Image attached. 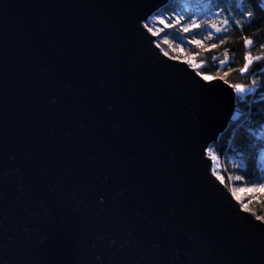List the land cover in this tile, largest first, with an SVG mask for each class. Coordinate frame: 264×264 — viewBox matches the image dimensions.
I'll use <instances>...</instances> for the list:
<instances>
[{"label":"water","instance_id":"1","mask_svg":"<svg viewBox=\"0 0 264 264\" xmlns=\"http://www.w3.org/2000/svg\"><path fill=\"white\" fill-rule=\"evenodd\" d=\"M169 0H0V264H264L213 171L237 93L165 54Z\"/></svg>","mask_w":264,"mask_h":264},{"label":"trees","instance_id":"2","mask_svg":"<svg viewBox=\"0 0 264 264\" xmlns=\"http://www.w3.org/2000/svg\"><path fill=\"white\" fill-rule=\"evenodd\" d=\"M193 23L199 26L183 31ZM212 24L221 31L217 32ZM147 26L154 34L159 33L155 34L157 42L170 56L194 61L201 66L190 64L203 76L222 78L235 90V85L245 89L236 90L234 113L208 152L220 159L218 173L223 181L218 179L224 186L229 190L253 189L244 192L243 200L256 215L264 217V191L253 193L264 185V0H169L148 20ZM165 37L168 44L162 42ZM245 39L252 41L251 46L245 45ZM225 54L228 59L221 65ZM246 56L262 58L253 59L248 70L241 72Z\"/></svg>","mask_w":264,"mask_h":264},{"label":"snow or ice","instance_id":"3","mask_svg":"<svg viewBox=\"0 0 264 264\" xmlns=\"http://www.w3.org/2000/svg\"><path fill=\"white\" fill-rule=\"evenodd\" d=\"M249 16H251V13H249L248 14ZM179 19H180V17H177V22L179 21ZM160 23H165V21L164 20H160ZM228 23V21L227 20H225L224 21V24L226 25ZM237 23H239V21H237ZM146 27H147V25H145ZM166 26H168V27H171L172 25H166ZM199 25H197V24H195V23H193V24H191L190 26H188V27H184L183 28V31L184 32H188V31H190V28H194V27H198ZM212 27L213 28H215L216 29V31L217 32H220L221 31V29L219 28V27H217L215 24H212ZM148 30L150 31V32H152L153 31V29L152 28H148ZM225 31H226V29H224ZM162 31V30H161ZM155 34H159L158 32L157 33H155ZM211 35V34H210ZM164 44H168L169 43V40L167 39V37H165L164 38V40L162 41ZM221 42H223V41H221ZM194 43H197V44H199L200 43V41H194ZM251 44H252V41L251 40H249V39H245V45L246 46H251ZM213 47H216V45H213ZM261 47H264V45H261ZM166 55H167V53H165ZM175 58V57H174ZM262 57H255V58H252L251 56H246L245 57V60H246V62H245V64H244V67L243 68H241L240 69V71L241 72H246L247 70H248V68H249V66H250V64L253 62V59H261ZM213 59H216L215 57H213ZM227 54H225V58L223 59V60H220V64L221 65H223V64H225L226 63V61H227ZM189 63H193V65H194V67H197V68H199L201 65H196L195 63H194V61H189ZM205 80H209V79H212V77H210V76H207V75H204V77H203ZM235 88H236V90L238 91V92H244L245 91V89L243 88V87H241L240 85H235ZM236 179H241L240 177H236ZM253 189H247V191H252ZM261 190L262 191H264V186H261ZM239 191L240 192H243V191H245V189H243V188H241V189H239ZM234 195H235V192H234ZM238 199L240 198V197H237ZM244 207L247 209V204H245L244 205ZM258 219H264V217H258Z\"/></svg>","mask_w":264,"mask_h":264},{"label":"rangeland","instance_id":"4","mask_svg":"<svg viewBox=\"0 0 264 264\" xmlns=\"http://www.w3.org/2000/svg\"><path fill=\"white\" fill-rule=\"evenodd\" d=\"M185 61L188 62V60H185ZM208 155L212 157V160H213V171H214L215 175L222 179L223 177L221 176L220 173H218V171H219V169L221 167V162H220L219 157L212 151H209ZM262 160L264 161V156L262 157ZM222 181H223V179H222ZM230 191L233 193V195H234V192H235L234 197L240 202L242 207L245 208L244 205L247 204V203L243 200V194H244V192L246 193L247 189H245V191H243V192H240L235 187H232V188H230ZM260 191H262L261 188H257V189H255L253 191V193H259ZM247 192L249 193V191H247ZM237 197H240V198L238 199ZM247 210H249V211H251V212H253L255 214L254 210L248 204H247ZM256 216H258V215H256Z\"/></svg>","mask_w":264,"mask_h":264}]
</instances>
